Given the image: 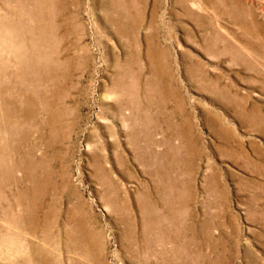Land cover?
<instances>
[{
    "label": "rangeland",
    "instance_id": "374dc122",
    "mask_svg": "<svg viewBox=\"0 0 264 264\" xmlns=\"http://www.w3.org/2000/svg\"><path fill=\"white\" fill-rule=\"evenodd\" d=\"M0 254L264 264V0H0Z\"/></svg>",
    "mask_w": 264,
    "mask_h": 264
},
{
    "label": "bare ground",
    "instance_id": "6f19581e",
    "mask_svg": "<svg viewBox=\"0 0 264 264\" xmlns=\"http://www.w3.org/2000/svg\"><path fill=\"white\" fill-rule=\"evenodd\" d=\"M2 170H4V171H3V175H4L6 178H7V176H8V178L10 179V171H9V168H8V167H4ZM8 187H9V193H10V185H9L8 181L4 182V183H3V188H4L5 191H8V189H7ZM20 198H21L20 201H22V202L26 201V192H25V191H23V192L21 193ZM2 208L5 209L7 212L9 211V209L7 208V206H6V207L3 206ZM88 237H89V236H88ZM88 237L81 233V236H80L79 239H80V243H81L82 246H83V243H84L85 240H87V242L91 241V239L88 238ZM71 242H72L73 244H75L74 240H72ZM41 245H42V244H41ZM78 248H82V247H78ZM88 248H89V245H88ZM38 249H39V250L37 251V254H40L41 252L43 253L42 250L40 251V247H39V246H38ZM89 250H90V249H89ZM43 254H44V253H43ZM0 257L3 258V257L1 256V254H0Z\"/></svg>",
    "mask_w": 264,
    "mask_h": 264
}]
</instances>
